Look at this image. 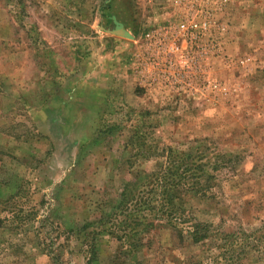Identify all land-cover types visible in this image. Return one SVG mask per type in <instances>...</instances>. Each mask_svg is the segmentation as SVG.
<instances>
[{"label":"rangeland","instance_id":"1","mask_svg":"<svg viewBox=\"0 0 264 264\" xmlns=\"http://www.w3.org/2000/svg\"><path fill=\"white\" fill-rule=\"evenodd\" d=\"M181 20L193 60L140 76ZM124 234L125 264H264V0H0V264H122Z\"/></svg>","mask_w":264,"mask_h":264},{"label":"built area","instance_id":"2","mask_svg":"<svg viewBox=\"0 0 264 264\" xmlns=\"http://www.w3.org/2000/svg\"><path fill=\"white\" fill-rule=\"evenodd\" d=\"M197 26V23L194 21L181 20L176 28L174 27L173 31H171L167 25H163L150 29L148 32H146L143 37L146 47L139 51L137 57V65H139L142 69L140 71V76L145 77L149 72V70H147L148 67H146L145 64H155L157 70L154 80L155 78H168V75L172 74L168 73L169 69H171L173 65L176 64V55L170 54L178 50L179 46L181 48L183 44L189 46V51L186 52L185 57L192 61L193 56L191 54L193 52V48L197 46V43L201 39V36L197 31ZM206 26L207 22L204 21L202 23V28L206 29ZM170 39H172L171 43L174 46L169 48L166 44L170 43ZM175 87L176 92L184 91V85L182 81H178L177 84H175Z\"/></svg>","mask_w":264,"mask_h":264},{"label":"trees","instance_id":"3","mask_svg":"<svg viewBox=\"0 0 264 264\" xmlns=\"http://www.w3.org/2000/svg\"><path fill=\"white\" fill-rule=\"evenodd\" d=\"M177 167H168L167 170L165 171L164 173V176L163 177H168V175H171V173H174L176 170ZM167 187H171V185L167 186ZM174 187V186H173ZM175 193H178L177 197L180 196V193H181V190H175V189H172ZM130 198H131V195H130ZM124 201V199H123ZM123 207V206H122ZM129 208V206L125 207V210H127ZM134 215V214H132ZM129 216V215H128ZM127 220H129L128 218H126ZM134 220V217H132V221ZM134 222V221H133ZM140 222V221H139ZM136 225H139V224H136ZM130 236H134L133 234H124L122 235L121 237H124L123 241L121 242V254L124 255V258L122 261V264H125V262L130 258L131 255L134 254V250L137 248L136 246V241H133L132 237ZM202 236H199L198 233L194 232L193 233H190V239L193 240V241H200L202 240ZM140 242V240H137V244ZM90 254H91V257L87 260V263L86 264H93V262L96 260V251H95V248L94 249H91L90 251ZM115 264H118V263H115Z\"/></svg>","mask_w":264,"mask_h":264},{"label":"water","instance_id":"4","mask_svg":"<svg viewBox=\"0 0 264 264\" xmlns=\"http://www.w3.org/2000/svg\"><path fill=\"white\" fill-rule=\"evenodd\" d=\"M115 34L120 35V36H124L125 35V31L123 29H118L116 31H113Z\"/></svg>","mask_w":264,"mask_h":264}]
</instances>
